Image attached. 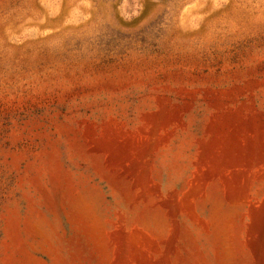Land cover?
I'll list each match as a JSON object with an SVG mask.
<instances>
[{
  "label": "rangeland",
  "instance_id": "rangeland-1",
  "mask_svg": "<svg viewBox=\"0 0 264 264\" xmlns=\"http://www.w3.org/2000/svg\"><path fill=\"white\" fill-rule=\"evenodd\" d=\"M0 264H264V0H0Z\"/></svg>",
  "mask_w": 264,
  "mask_h": 264
}]
</instances>
